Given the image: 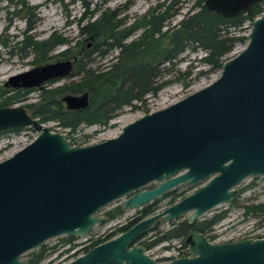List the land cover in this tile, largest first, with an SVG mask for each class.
<instances>
[{
	"label": "water",
	"instance_id": "95a60500",
	"mask_svg": "<svg viewBox=\"0 0 264 264\" xmlns=\"http://www.w3.org/2000/svg\"><path fill=\"white\" fill-rule=\"evenodd\" d=\"M260 1L205 0V6L232 17L251 13ZM246 36L242 51L224 61L212 83L126 123L101 142L72 144L68 133L43 125L21 102L0 106V129L39 131L0 161V264H30L23 254L50 238L87 236L113 201L123 199L124 210L141 208L199 182L182 199L65 264H264V236L213 242L193 230L186 249L167 262L139 241L160 220L189 213L193 223L232 202L247 177L264 182V15ZM74 71L70 58L46 62L12 74L6 85L41 88ZM62 99L68 108L86 107L89 92Z\"/></svg>",
	"mask_w": 264,
	"mask_h": 264
},
{
	"label": "trees",
	"instance_id": "16d2710c",
	"mask_svg": "<svg viewBox=\"0 0 264 264\" xmlns=\"http://www.w3.org/2000/svg\"><path fill=\"white\" fill-rule=\"evenodd\" d=\"M12 4H20L23 0H9ZM182 0H170L153 5L140 15L135 22L126 24L119 8H97L91 11L90 19L82 25L81 32L92 38V46L78 60L75 71L71 75H79V79L65 82L55 87L44 84L38 103H25L24 106L33 109V116H39L42 122L56 121L58 125L68 129V137L72 144L83 145L72 137V134L82 125H109L111 119L125 106L139 107L146 101L148 94L156 95L165 85L160 77L166 64H174L187 49H201L204 55L201 61L208 65V69L199 73L221 70L224 61L236 43L247 42L246 34H236L234 30H242L247 20L254 19L264 12V0L257 2L251 13L241 12L227 17L210 10L205 6V0H197L190 10L176 23L173 17L179 11ZM1 10V7H0ZM141 32L131 40L132 34ZM0 41H3L0 36ZM23 50L30 47L35 54V61H46L50 50L58 44L66 42L65 38L54 41L53 37L28 41L24 39ZM119 49L116 60L104 69H96L90 64L93 55H105L111 50ZM70 50H65L58 56H66ZM191 74V70L187 71ZM53 81V80H52ZM50 81V82H52ZM187 85V84H186ZM37 88H7L0 87V106H8L22 102L24 97ZM89 92V104L82 108H68L62 99L67 93L80 94ZM23 127L0 129V139L8 131L19 132ZM90 134H86L88 138ZM87 140V139H86ZM187 189L181 191L170 190L147 205L137 208V214L126 223L105 236H99L84 247V251L106 241L125 231L134 223L153 214L163 198H170L171 205L187 195ZM232 203H235L233 200ZM125 210L119 203L107 210V222L123 215ZM264 214V201L245 205V214ZM227 215V210L219 211L207 217L203 215L199 220L190 223L186 217H180L172 222L168 229H161L159 224L150 232L152 237L142 236L139 241L149 250L154 246L179 239L185 246L186 240L193 230H199L209 236V231ZM76 236L61 237L62 246L71 244L63 251H69L75 246ZM61 245L42 243L27 254L30 264H40L47 257L60 248ZM169 246V245H168ZM163 260V258L159 259Z\"/></svg>",
	"mask_w": 264,
	"mask_h": 264
},
{
	"label": "rangeland",
	"instance_id": "374dc122",
	"mask_svg": "<svg viewBox=\"0 0 264 264\" xmlns=\"http://www.w3.org/2000/svg\"><path fill=\"white\" fill-rule=\"evenodd\" d=\"M164 1L170 2V0H23V2L16 5L12 4L9 0H0V36L3 39V41H0V87H7L6 81L12 74L46 62L70 58L75 61L76 66L82 53L86 52L93 44L92 38L81 32V27L90 19L92 10L102 7L119 8L121 10V18L126 21V24H131L140 15L144 14L149 7ZM196 1L182 0L179 3V11L173 17L172 22H178ZM251 26V21L247 20L242 30H234V32L236 34H247ZM140 32L141 30L135 31L128 38V41L135 38ZM50 37H53L54 41L59 38H65L66 42L58 44L53 50H50L46 61H35V54L31 52L30 47H26L25 50L22 49L24 46L23 40L26 38L28 41H36ZM245 45L246 42L236 43L228 56L232 57L238 54ZM68 49L70 50L68 55L58 56L59 53ZM118 54L119 49L111 50L105 55L95 53L90 65L96 69H104L116 60ZM203 55L204 51L201 49H187L174 64H166L160 77V80L166 81V83L156 95L148 94L144 103H137L140 105L139 107L125 106L111 119L109 125L105 127L97 124L82 125L72 134V137L78 142L84 143L83 145H86L117 136L126 123L139 118L147 112L170 105L212 83L219 77L221 70L205 74L199 73L203 69H208V65L201 61ZM188 70H191V74H187ZM73 79H79V75L73 74L57 81L49 82L47 87L62 85ZM42 91L43 87L32 90L24 97V100L20 104L24 106L25 103H38ZM24 107L29 113L33 114L32 108ZM34 117L53 131L68 133V129L58 125L56 121L42 122L39 116ZM38 133L39 131L33 126L23 127L19 132H6L0 139V161L12 156L20 148L34 140ZM86 134H90V136L86 138ZM202 185L203 182L192 185L186 188V193L189 194ZM237 189L239 195L234 200L235 203L221 204L204 214L209 217L216 212L227 210L226 217L213 226L212 229V231H217V233L222 235V238L225 240H237L264 233V214H245L246 204L264 201V182L258 183L257 177H247L237 186ZM169 199L168 197L163 198L159 203V208L155 212L168 207ZM122 200L113 201L104 207L101 212L106 213L111 207L119 203L122 204ZM136 214L137 208L129 209L125 210L120 217L96 224L87 236L77 237L74 240L75 246L67 252L63 250L71 247V244L62 246L61 241V237H66L67 235L48 239L44 243L61 246L40 264H65L71 261L83 253L86 245L99 236L107 235L108 232L126 223ZM188 215L189 213H186L183 217L187 218ZM176 220H160L159 227L161 229H168L172 225V222ZM148 237H152V232L148 234ZM180 244L179 239H174L173 241L162 242L148 251L158 260L168 257L165 259L168 261L171 255H176L181 250L179 248ZM32 250L23 254V257L27 258V254Z\"/></svg>",
	"mask_w": 264,
	"mask_h": 264
},
{
	"label": "flooded vegetation",
	"instance_id": "af4514ba",
	"mask_svg": "<svg viewBox=\"0 0 264 264\" xmlns=\"http://www.w3.org/2000/svg\"><path fill=\"white\" fill-rule=\"evenodd\" d=\"M6 86H7V85H6ZM7 87H8V88H11V87H9V86H7ZM22 89L25 90V89H32V88H22ZM258 183H259V182H258ZM154 185H155V183H151V184H149L147 187H153ZM189 187H190V186H189ZM187 188H188V187H187ZM184 189H186V188H184ZM182 190H183V189H182ZM180 191H181V190H180ZM182 217H183V216H182ZM178 219H179V218H178ZM158 224H159V222H158ZM158 224H157V225H158ZM212 229H213V228H212ZM122 232H123V231H122ZM201 232H202V231H201ZM120 233H121V232H120ZM149 233H150V232H148V234H149ZM203 233H204V232H203ZM148 234H147L146 237H148ZM117 235H118V234H117ZM145 235H146V234H145ZM218 235H219V233H217V231H212V230H211V231H209V236H208V235H207V236H208V238H209L211 241H213V242L231 241L230 239H229V240L218 241V240H216V238L218 237ZM115 236H116V235H115ZM113 237H114V236H113ZM186 241H187V240H186ZM186 247H187V246H186V243H185V246H183L182 244H180V246H179V248H180L181 250L186 249ZM89 249H90V248H89ZM89 249H88V250H89ZM88 250H86V251H88ZM181 250H179V252H180ZM86 251L83 250V253H85ZM179 252H178V253H179ZM83 253H82V254H83ZM149 253H150V252H149ZM178 253H177V254H178ZM177 254H176V255H177ZM151 255H152V254H151ZM176 255H171V256H170L171 258H169L168 261H170V260H171L173 257H175ZM167 258H168V257L164 258L163 261H160V262H167V261L165 260V259H167ZM156 259H157V258H156ZM157 260H158V259H157ZM164 260H165V261H164ZM158 261H159V260H158Z\"/></svg>",
	"mask_w": 264,
	"mask_h": 264
},
{
	"label": "built area",
	"instance_id": "2783aa9c",
	"mask_svg": "<svg viewBox=\"0 0 264 264\" xmlns=\"http://www.w3.org/2000/svg\"><path fill=\"white\" fill-rule=\"evenodd\" d=\"M261 15H264V12H262V14ZM260 15V16H261ZM262 236H264V233H259V234H257V235H254V236H252V237H262ZM248 237H251V236H248ZM246 238V237H245ZM216 240H218V241H222V240H225L224 238H222V235H218V237L216 238ZM231 240V239H230Z\"/></svg>",
	"mask_w": 264,
	"mask_h": 264
}]
</instances>
